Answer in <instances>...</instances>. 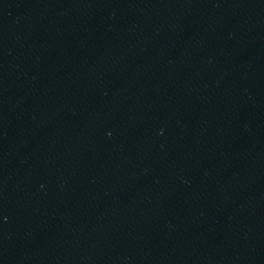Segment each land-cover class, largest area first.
<instances>
[{"label":"water","instance_id":"1","mask_svg":"<svg viewBox=\"0 0 264 264\" xmlns=\"http://www.w3.org/2000/svg\"><path fill=\"white\" fill-rule=\"evenodd\" d=\"M0 174L264 236V0H0Z\"/></svg>","mask_w":264,"mask_h":264}]
</instances>
